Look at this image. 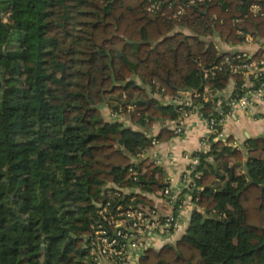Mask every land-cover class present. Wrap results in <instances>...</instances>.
Listing matches in <instances>:
<instances>
[{"label":"trees","instance_id":"16d2710c","mask_svg":"<svg viewBox=\"0 0 264 264\" xmlns=\"http://www.w3.org/2000/svg\"><path fill=\"white\" fill-rule=\"evenodd\" d=\"M151 1L0 0V264H92L84 237L98 205L149 204L140 192L164 186L143 157L146 130L178 116L159 98L203 85L219 93L227 78L242 92L225 69L201 79V67L234 54L208 37H264V0H204L177 16L186 0ZM104 105L128 124L106 119ZM172 134L161 128L155 140ZM195 155L184 233L138 264H264V136L241 150L210 140Z\"/></svg>","mask_w":264,"mask_h":264},{"label":"built area","instance_id":"2783aa9c","mask_svg":"<svg viewBox=\"0 0 264 264\" xmlns=\"http://www.w3.org/2000/svg\"><path fill=\"white\" fill-rule=\"evenodd\" d=\"M161 0H152L148 9L157 8ZM204 0H186L185 3L177 5L173 16L181 14L184 6L194 5ZM259 10L258 5L250 4L249 11L256 14ZM238 22L237 19L233 21ZM237 35H241L244 42L251 41V35L242 33L239 29ZM225 69L231 75H239L243 80L248 82L243 87L242 92L223 94V89L216 93L207 85H203L200 91L183 90L177 91L172 96L162 97V104H171L176 107L178 112L177 118L173 120L159 121L161 128H169L174 135L182 133V128L176 121L186 119L190 116L196 117L203 121L206 133L201 139L203 147L199 153H206L209 149V142L220 141L226 145L223 137V127L227 119L233 121L241 114H250L254 103L260 101L264 97V82L260 78H264V54L257 59H252L245 53H234L224 56L216 63H212L207 67H201L200 75L203 81L213 77L217 72ZM256 85V86H255ZM201 101V102H200ZM211 101V112L203 114L201 111L202 102ZM127 110L131 106H126ZM206 115V116H204ZM119 116V115H112ZM172 124V126H170ZM151 137V146L157 141L154 135ZM234 148L232 144H228ZM187 159V167L181 173L179 178V189L170 190L166 184L157 193V196L165 200L171 207L169 212H162L156 206L149 204H137L134 207H122L121 205H111L106 202L98 205L97 221L91 225L90 233L84 237L88 242L89 253L91 255L92 264H138L140 256L147 249H157L180 229L182 225L183 202L178 198L179 192L183 191L187 200L191 202V191L195 189L194 168L198 163L195 153L185 155ZM153 164L160 163L159 159L152 160ZM132 174L135 172L131 171ZM108 193L112 191L113 195H119L116 191L118 188L107 185ZM123 193H130L136 189H120Z\"/></svg>","mask_w":264,"mask_h":264},{"label":"crops","instance_id":"0c3cea01","mask_svg":"<svg viewBox=\"0 0 264 264\" xmlns=\"http://www.w3.org/2000/svg\"><path fill=\"white\" fill-rule=\"evenodd\" d=\"M250 34V33H248ZM251 35L250 42H244L241 38L238 42H228L220 38L217 34L209 36L208 39L214 45L215 49L221 53H245L252 59H257L260 55L264 54V37H259L253 34ZM137 79V78H136ZM135 79V81H136ZM234 81L231 78H227V82L223 87V94H227L233 91L235 88ZM248 82L242 79L240 87H246ZM152 96H157L153 94ZM165 97V96H164ZM161 99V98H159ZM106 107L105 118L108 120H121L125 122L121 116H112L109 108ZM106 112V111H105ZM182 128V133L179 135L172 134L171 137L164 141H158L155 145H152L143 155L149 162L152 160L159 159L160 163L156 164L162 170L161 180L163 184H166L170 190L179 189V178L181 173L187 167V159L185 155H191L199 152L203 149L201 145V139L205 135V125L203 121L198 120L194 116H190L184 120L180 119L176 121ZM172 126V124L170 125ZM161 127L159 121H155L146 130L148 135H156ZM170 130L169 128H166ZM223 137L226 141V145L232 144L234 149H243V146L247 139L264 136V97L260 101L254 103V107L250 114H241L237 117L236 121L227 119L223 127ZM229 147V146H228ZM231 148V147H230ZM137 191V190H136ZM132 191V192H136ZM148 200L149 205L156 206L162 212H169L171 207L155 192H140ZM178 198L183 202V214H182V225L177 230L169 241L166 243H174L185 230L187 225L188 217L192 209L190 200H187L183 191L179 192Z\"/></svg>","mask_w":264,"mask_h":264},{"label":"rangeland","instance_id":"374dc122","mask_svg":"<svg viewBox=\"0 0 264 264\" xmlns=\"http://www.w3.org/2000/svg\"><path fill=\"white\" fill-rule=\"evenodd\" d=\"M157 97V96H156ZM99 111H100V113L104 116V115H106V113H108V111L107 110H105L106 109V107L105 106H100L99 108ZM110 110V109H109ZM106 111V112H105ZM111 112V111H110ZM112 114H113V111L111 112ZM105 117V116H104ZM160 192V189H158V190H156V193H159Z\"/></svg>","mask_w":264,"mask_h":264},{"label":"water","instance_id":"95a60500","mask_svg":"<svg viewBox=\"0 0 264 264\" xmlns=\"http://www.w3.org/2000/svg\"><path fill=\"white\" fill-rule=\"evenodd\" d=\"M136 82L139 83L142 86V84L140 83V80L138 78L136 79Z\"/></svg>","mask_w":264,"mask_h":264}]
</instances>
